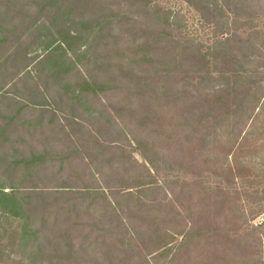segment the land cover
Returning a JSON list of instances; mask_svg holds the SVG:
<instances>
[{
  "label": "rangeland",
  "instance_id": "obj_1",
  "mask_svg": "<svg viewBox=\"0 0 264 264\" xmlns=\"http://www.w3.org/2000/svg\"><path fill=\"white\" fill-rule=\"evenodd\" d=\"M0 187V264H264V0H0Z\"/></svg>",
  "mask_w": 264,
  "mask_h": 264
},
{
  "label": "trees",
  "instance_id": "obj_2",
  "mask_svg": "<svg viewBox=\"0 0 264 264\" xmlns=\"http://www.w3.org/2000/svg\"><path fill=\"white\" fill-rule=\"evenodd\" d=\"M9 0H6V2H8ZM79 1H83V0H78V2ZM91 1H94V0H87V2H91ZM248 114H250V111H249V113ZM248 119H250V116H249V118ZM150 162V161H149ZM147 164H149L148 165V167L149 166H151L152 167V164L153 163H147ZM147 166V165H146ZM153 167H154V165H153ZM147 186H149V187H153L154 186V182H150V183H147ZM12 188V187H11ZM14 192H16L15 190H12L11 192L9 191V192H5L4 191V188L3 187H0V197H3V198H1V199H3L2 201H9V204H10V206H13V208L14 209H19L20 207H19V204L17 205V204H15V202H17V200L15 199V197L13 196V195H15V193ZM88 192H90V194L91 195H106V193L104 192V191H101V190H98V189H90V191H88ZM0 199V200H1ZM2 201H0V202H2ZM109 207H111L112 208V210H113V203L112 202H109ZM19 207V208H18ZM11 213H12V211H11ZM10 214V213H9Z\"/></svg>",
  "mask_w": 264,
  "mask_h": 264
}]
</instances>
